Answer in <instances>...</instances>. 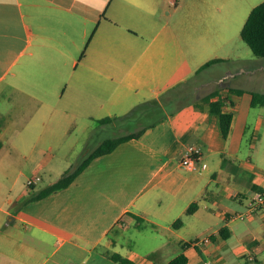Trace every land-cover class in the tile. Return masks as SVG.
Masks as SVG:
<instances>
[{
    "label": "crops",
    "instance_id": "1",
    "mask_svg": "<svg viewBox=\"0 0 264 264\" xmlns=\"http://www.w3.org/2000/svg\"><path fill=\"white\" fill-rule=\"evenodd\" d=\"M181 1L0 0V264H119L106 252L137 264L181 254L188 264H264V205L248 220L236 217L245 194L264 189V167L242 155L247 132L264 125L251 92L264 91L227 82L260 70L221 77L201 96L199 70L210 60L195 66L183 24L169 20ZM215 90L235 103L224 107L234 114L228 139L219 115L197 106ZM106 117L120 119L99 123ZM129 125L143 134L94 158L68 187L26 201L39 191L19 187L22 179L43 180L79 141L84 160L121 136L108 131ZM190 146L202 149L198 170L182 164ZM207 223L209 233L190 237ZM145 230L160 244L143 254L126 238Z\"/></svg>",
    "mask_w": 264,
    "mask_h": 264
},
{
    "label": "rangeland",
    "instance_id": "2",
    "mask_svg": "<svg viewBox=\"0 0 264 264\" xmlns=\"http://www.w3.org/2000/svg\"><path fill=\"white\" fill-rule=\"evenodd\" d=\"M262 2L264 0H182V7L178 15L174 18L169 16V20L174 19L183 24V36L186 44L195 54L193 62L195 66L201 67L207 61L218 57L225 59V61L213 64L198 76L199 82L202 84L201 96L209 93L214 88L220 87L218 80L221 77L237 75L243 68L254 71L260 70L258 77L250 78L246 75H237L236 78L229 77L227 82L234 81L248 91L253 89L264 91V58L257 57L241 38V30L249 13ZM166 7V13L174 11V7L168 3H166ZM192 69L194 68L188 69L190 75L193 72ZM241 95L249 96V92H244ZM258 112H260V119H263L264 107L256 109L254 114ZM141 126H120L119 130L108 131V134L122 135L134 130L135 127L140 128ZM251 131L253 132L252 129L247 132V138L244 142L243 159L247 160L251 156L253 163H258L264 167V125L261 127L260 132L255 133V135H252ZM253 138H258L256 150L252 149ZM82 145L83 141H79L78 148L75 151L67 153L64 157L56 156L49 171L47 170L43 174V180L39 181L34 188L27 187L24 179L20 181L19 187L22 186V188L32 193H37L47 187L51 181L60 179L66 171L75 170L83 161V157L80 155ZM17 192L16 189L14 194L16 195ZM12 197H14L13 194ZM207 201H210V199ZM253 202V196L245 194L243 209H247ZM259 210L260 206L255 212ZM249 218L248 216L245 220ZM214 225H217V222H214ZM205 227L203 224L195 232H189L190 237H203L211 231L210 224L207 228ZM133 233H135V237L132 239L126 238V243L130 248H134L143 254H146L150 248L160 244L149 230Z\"/></svg>",
    "mask_w": 264,
    "mask_h": 264
},
{
    "label": "trees",
    "instance_id": "3",
    "mask_svg": "<svg viewBox=\"0 0 264 264\" xmlns=\"http://www.w3.org/2000/svg\"><path fill=\"white\" fill-rule=\"evenodd\" d=\"M241 38L242 40L251 48L253 53L259 57L264 58V2L260 3L256 7H254L249 13L246 22L241 30ZM225 61L224 59L216 58L207 62L199 71L209 68L215 63ZM232 92H236L238 94H243L245 91L242 89H230ZM252 95V107L264 106V93L259 92H251ZM228 98L226 94L222 92V90H215L210 94L203 97L198 103V107L200 109H208L210 112L218 114L220 118V125L222 134L225 139H228L232 124L234 121V114L232 112H226L224 107L226 105L235 106L234 102L228 103ZM141 109V108H140ZM136 109L137 112L140 110ZM120 119L119 117H106L101 120H98L101 124H108L113 121ZM0 131H1V115H0ZM144 130L131 131L127 134L110 137L103 140L95 150L86 157L80 165L72 171H67L65 174L54 184H51L43 189H41L36 195L28 197L27 202L36 201L38 199L44 198L58 190L68 187L76 177L89 165V163L96 157L108 154L116 149L121 143L129 141L131 139L139 138L143 134ZM2 141L0 140V151L2 149ZM34 188V186H31ZM30 187V188H31ZM256 192L264 194V189L258 188ZM198 203H193L188 210L186 211L187 215L193 214L198 209ZM183 223L182 219H178L174 225L176 227L181 226ZM221 234L224 237H227L225 234V230H221ZM106 255L112 259L113 261L119 264H137L136 262L124 257L120 253H112L106 252ZM170 264H188V258L181 254L175 257Z\"/></svg>",
    "mask_w": 264,
    "mask_h": 264
},
{
    "label": "built area",
    "instance_id": "4",
    "mask_svg": "<svg viewBox=\"0 0 264 264\" xmlns=\"http://www.w3.org/2000/svg\"><path fill=\"white\" fill-rule=\"evenodd\" d=\"M202 155V149L200 147L196 146H190L186 152V155L182 161V164L185 168L189 170H198L200 168L201 162H200V157ZM39 181H41V177L36 175V176H31L27 180V186L31 187L36 185ZM264 205V194L259 193L255 199L254 202L250 204V206L242 213L237 215L236 217L240 220H245L248 216L253 214L255 210L260 206ZM210 243L211 238L204 237L200 240H197L195 244L198 243ZM206 264H214L212 261H208Z\"/></svg>",
    "mask_w": 264,
    "mask_h": 264
}]
</instances>
